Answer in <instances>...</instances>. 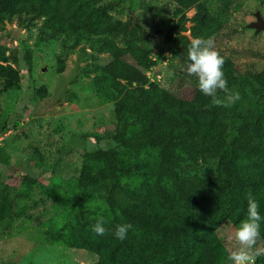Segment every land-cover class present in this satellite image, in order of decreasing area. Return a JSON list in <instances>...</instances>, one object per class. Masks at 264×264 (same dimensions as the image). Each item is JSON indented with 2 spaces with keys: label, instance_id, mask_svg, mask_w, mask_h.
Wrapping results in <instances>:
<instances>
[{
  "label": "trees",
  "instance_id": "1",
  "mask_svg": "<svg viewBox=\"0 0 264 264\" xmlns=\"http://www.w3.org/2000/svg\"><path fill=\"white\" fill-rule=\"evenodd\" d=\"M171 1L178 29L169 50L184 64L190 41L214 38L231 10L240 8L229 0H219L216 9L208 0ZM12 17L41 20L39 30L50 38L80 34L111 56L93 80L113 105L114 128L91 132L95 147L85 151L81 165L58 188L43 189L74 214L51 233L53 240L89 252L91 264H227L229 251L217 235L218 225L246 219L249 193L264 217V69H240L219 52L228 86L241 99L231 107L217 106L197 82L186 97L179 92L181 84L150 81L145 72L155 62L138 41L135 22L115 21L102 0H0V23ZM7 50L0 44V79L11 85L19 75L11 64L16 55L10 57ZM31 55L23 52L25 63ZM217 96L223 99L225 93ZM147 152L154 157L149 180L138 187L123 181L140 173ZM24 178L28 185L37 182ZM16 190L0 183V229L8 233L22 216L15 207ZM95 196L105 206L100 213L90 205ZM101 217L108 230L104 236L91 231ZM125 223L133 227L119 241L113 232ZM258 243L264 245V222Z\"/></svg>",
  "mask_w": 264,
  "mask_h": 264
},
{
  "label": "rangeland",
  "instance_id": "2",
  "mask_svg": "<svg viewBox=\"0 0 264 264\" xmlns=\"http://www.w3.org/2000/svg\"><path fill=\"white\" fill-rule=\"evenodd\" d=\"M208 1L212 9L219 4V0ZM229 1L232 7L240 3V8L231 10L230 18L214 37L216 50L229 56L240 69L262 70L264 31L255 32L248 24L256 10L264 17V0ZM102 3L115 21L135 22L138 41L148 47L155 62L145 72L149 80L166 79L172 87L181 84L179 92L190 96L197 77L188 75L186 64L173 58L169 50L178 29L172 1ZM193 14L194 8L186 17ZM40 23L17 17L0 23V44L6 45L10 57L16 55V60L9 62L19 75L11 85L0 79V183L16 187L19 197L15 207L22 211V216L11 223L9 233L0 229V264H91L89 252L53 240L51 233L73 220L74 214L52 202L43 189L58 188L81 165L85 151L95 145L91 132L114 128L113 105L102 98L93 80L111 56L96 51L89 38L77 33L50 38L40 32ZM190 24L186 22L187 27ZM26 49L32 52L30 64L23 60ZM153 160L152 153H145L140 173L122 177L123 181L135 187L148 181ZM25 176L35 177L37 182L28 185ZM90 203L96 213L105 207L99 196ZM240 223L225 220L216 229L229 252L235 247L232 237ZM258 246L264 247L261 243ZM259 259L256 264H264V256Z\"/></svg>",
  "mask_w": 264,
  "mask_h": 264
},
{
  "label": "clouds",
  "instance_id": "3",
  "mask_svg": "<svg viewBox=\"0 0 264 264\" xmlns=\"http://www.w3.org/2000/svg\"><path fill=\"white\" fill-rule=\"evenodd\" d=\"M224 64L225 60L216 50L213 37H195L190 41L185 71L188 75L197 77L198 90L205 97H209L213 105L231 107L241 96L238 91L229 88L223 71ZM218 92L225 93V98H218ZM94 147L95 145H91L89 150ZM247 204V217L236 228L232 237L235 247L227 256L228 264H256L257 258L264 256V247L258 246L264 217L261 216L259 204L251 193L247 196ZM104 224L103 217L97 219L91 226V231L98 236H104L108 231ZM132 227L127 223L117 225L113 235L117 240L124 241Z\"/></svg>",
  "mask_w": 264,
  "mask_h": 264
},
{
  "label": "water",
  "instance_id": "4",
  "mask_svg": "<svg viewBox=\"0 0 264 264\" xmlns=\"http://www.w3.org/2000/svg\"><path fill=\"white\" fill-rule=\"evenodd\" d=\"M248 27L254 29L255 32L264 31V17L259 10L254 12V20L249 22Z\"/></svg>",
  "mask_w": 264,
  "mask_h": 264
}]
</instances>
